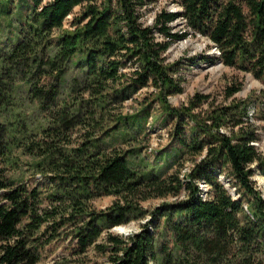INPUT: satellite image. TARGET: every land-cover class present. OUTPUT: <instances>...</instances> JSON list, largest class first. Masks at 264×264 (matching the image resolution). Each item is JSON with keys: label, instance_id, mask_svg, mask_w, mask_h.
<instances>
[{"label": "trees", "instance_id": "trees-1", "mask_svg": "<svg viewBox=\"0 0 264 264\" xmlns=\"http://www.w3.org/2000/svg\"><path fill=\"white\" fill-rule=\"evenodd\" d=\"M13 1L0 0L3 15ZM18 1L27 14L9 47L0 45V264L38 263L41 246L63 226L75 254L92 250L105 264H264V196L252 178L264 176L255 145L264 89L236 99L241 83L233 82L223 89L226 104L195 93L172 106L168 97L183 92V77L166 56L173 43L200 34L218 51L209 63L264 85V0H173L180 10L161 9L151 24L143 16L156 0ZM179 18L185 28L174 32ZM149 88L134 113H123L125 101ZM154 105L172 123L174 152L165 156L172 172L137 170L128 162L135 148L102 145L140 133ZM23 157L49 179L47 195L11 177ZM100 196L114 200L92 209ZM153 198L164 200L142 205ZM143 218L136 232L110 231Z\"/></svg>", "mask_w": 264, "mask_h": 264}, {"label": "rangeland", "instance_id": "rangeland-1", "mask_svg": "<svg viewBox=\"0 0 264 264\" xmlns=\"http://www.w3.org/2000/svg\"><path fill=\"white\" fill-rule=\"evenodd\" d=\"M46 1V0H44ZM27 6L18 0H14L9 6V13L5 16L0 12V45L9 47L17 34L18 25L27 14ZM161 9L169 11H179L180 8L173 3V0H156V2L149 6V9L143 16L145 24H151L154 14ZM80 11L79 7L74 8L64 21V27H68L69 21L72 17ZM171 29L174 32H180L185 28L183 20L180 18L170 23ZM217 49L212 46L211 42L200 34L187 35L186 38L179 40L171 45L167 50L166 56L169 62L178 61L179 71L177 75L183 77L182 87L183 92L168 97V101L172 106L179 107L186 104L188 100L195 93L210 94L214 97L215 104H226L231 101V98L225 99L223 97L224 86L228 83L240 82V90L234 94L236 99H246L254 97L259 94L260 90L264 89V85L254 78L250 73L239 71L233 67L225 66L220 61L209 63L206 58L217 55ZM149 89H143L136 93L131 99L124 102L123 113H134L138 107L139 102L146 97ZM255 105L249 106V115L251 122L260 127L263 122L257 118ZM150 114L144 123V129L140 133L130 131L134 135H129L126 138L117 136L115 141L110 142V138L102 142V145H114L122 150H134L133 154H129V165L137 170L144 171L153 167L155 170L162 167L161 170L172 172L174 168L168 169L166 162L168 158L166 153H173L174 148L170 145L169 133L172 129V123L163 122L161 119V111L159 105H154L149 111ZM37 120V119H35ZM260 140L255 143L258 151L264 155V132L259 128ZM158 161V162H157ZM29 158H20L19 163L15 167H11L10 175L18 183L31 189H38L42 194L50 192L49 179L41 173L34 170L29 163ZM190 166V161L184 163L180 172L184 174ZM182 176V175H181ZM256 187L264 196V176L259 173L253 175ZM219 181L223 184L229 194L236 198L237 195L234 189L228 184L226 179L218 174ZM199 188L202 189V198H205V190L207 187L203 183H199ZM0 190V194H1ZM181 197V196H180ZM179 197H168L167 201L178 199ZM114 200L112 196H100L92 199L89 203L92 209L100 210L111 204ZM164 199L153 198L143 202V206L148 210L159 205ZM46 201L41 203L42 206ZM146 218L130 220L127 224L116 226L110 229L112 233L120 235H128L140 229ZM59 237L40 248V260L36 264H105V257L95 251L88 250L83 254H75L73 252V241L71 236L67 235L70 228L63 226L58 228ZM123 231V233H120Z\"/></svg>", "mask_w": 264, "mask_h": 264}, {"label": "water", "instance_id": "water-1", "mask_svg": "<svg viewBox=\"0 0 264 264\" xmlns=\"http://www.w3.org/2000/svg\"><path fill=\"white\" fill-rule=\"evenodd\" d=\"M120 233H123V231H120Z\"/></svg>", "mask_w": 264, "mask_h": 264}]
</instances>
